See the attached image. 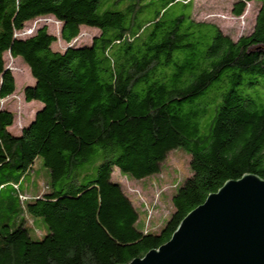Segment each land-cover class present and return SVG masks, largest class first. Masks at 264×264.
I'll return each mask as SVG.
<instances>
[{
	"label": "trees",
	"instance_id": "1",
	"mask_svg": "<svg viewBox=\"0 0 264 264\" xmlns=\"http://www.w3.org/2000/svg\"><path fill=\"white\" fill-rule=\"evenodd\" d=\"M189 1L0 0V191L38 158L48 174L41 195L11 187L0 264H128L167 243L225 182L264 180V0L235 1V16L250 2L258 9L236 41L194 20ZM46 17L58 36L43 26L20 37ZM81 27L98 32L89 45L75 44ZM4 54L28 67L24 100L40 106L19 135L1 105L16 89ZM176 149L189 156V174L167 219L147 229L112 175H158Z\"/></svg>",
	"mask_w": 264,
	"mask_h": 264
},
{
	"label": "rangeland",
	"instance_id": "2",
	"mask_svg": "<svg viewBox=\"0 0 264 264\" xmlns=\"http://www.w3.org/2000/svg\"><path fill=\"white\" fill-rule=\"evenodd\" d=\"M236 0H190L186 13L196 20L214 24L221 33L236 41L241 35H247L252 31L254 20L257 14V3L250 2L245 6L241 16L232 13V7ZM47 26L50 33L58 36L60 24L53 17L39 18L26 24L20 37L32 35L35 30ZM97 30L86 27L80 28V34L76 40V45H89L93 36L97 35ZM54 49L63 50L64 44L59 42L53 46ZM5 67L15 80V92L1 101L2 107H6L14 113L13 125L10 130L13 134L19 135L22 128L31 123L34 115L39 109V104L35 102L26 103L23 96V89L33 83L28 67L19 59L12 58L9 54H4ZM189 156L181 149L171 152L163 163L162 171L155 176L145 180L136 181L127 179L125 176L114 171L113 178L120 182L123 191L130 198L133 205L145 211L140 214V220L145 227L150 230H158L163 221L167 219L171 212V195L179 181L189 174ZM48 174L42 165L40 158L36 159L33 170L25 175L19 184H9L6 189L0 191V220H6L11 215L10 190L11 187L19 189L21 193L29 197L41 195L47 187ZM28 214L22 215L28 222ZM36 220L40 221V219ZM29 225V224H28ZM34 229V228H33ZM40 233L30 231V237L36 240Z\"/></svg>",
	"mask_w": 264,
	"mask_h": 264
},
{
	"label": "water",
	"instance_id": "3",
	"mask_svg": "<svg viewBox=\"0 0 264 264\" xmlns=\"http://www.w3.org/2000/svg\"><path fill=\"white\" fill-rule=\"evenodd\" d=\"M128 264H264V180L248 174L225 182L167 243Z\"/></svg>",
	"mask_w": 264,
	"mask_h": 264
}]
</instances>
